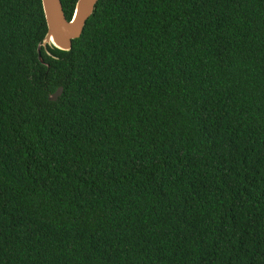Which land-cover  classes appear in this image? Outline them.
Segmentation results:
<instances>
[{
	"label": "trees",
	"instance_id": "trees-1",
	"mask_svg": "<svg viewBox=\"0 0 264 264\" xmlns=\"http://www.w3.org/2000/svg\"><path fill=\"white\" fill-rule=\"evenodd\" d=\"M47 32L0 0V264H264V0H100L43 63Z\"/></svg>",
	"mask_w": 264,
	"mask_h": 264
},
{
	"label": "water",
	"instance_id": "water-1",
	"mask_svg": "<svg viewBox=\"0 0 264 264\" xmlns=\"http://www.w3.org/2000/svg\"><path fill=\"white\" fill-rule=\"evenodd\" d=\"M100 0H78L72 19L69 21L62 0H42L44 14L46 17L48 32L39 45V54L41 58V49H47L49 46L55 47L61 51L69 52L73 48L74 40L81 38L86 25L95 13ZM63 93L60 88L51 98L57 101Z\"/></svg>",
	"mask_w": 264,
	"mask_h": 264
}]
</instances>
